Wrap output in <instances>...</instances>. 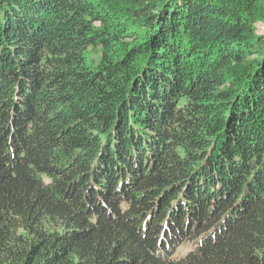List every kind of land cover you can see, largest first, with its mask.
<instances>
[{
	"label": "trees",
	"instance_id": "1",
	"mask_svg": "<svg viewBox=\"0 0 264 264\" xmlns=\"http://www.w3.org/2000/svg\"><path fill=\"white\" fill-rule=\"evenodd\" d=\"M0 264H264V0H0Z\"/></svg>",
	"mask_w": 264,
	"mask_h": 264
},
{
	"label": "rangeland",
	"instance_id": "2",
	"mask_svg": "<svg viewBox=\"0 0 264 264\" xmlns=\"http://www.w3.org/2000/svg\"><path fill=\"white\" fill-rule=\"evenodd\" d=\"M92 53H93L92 58H93L95 61H97V60H98V54H97V52L94 53V52L92 51ZM195 247H196L195 244L192 243V242H186V243H184V244L181 246V248H179V250L176 252V254L174 255V258H175L176 260L182 259V258H183L188 252L192 251Z\"/></svg>",
	"mask_w": 264,
	"mask_h": 264
}]
</instances>
